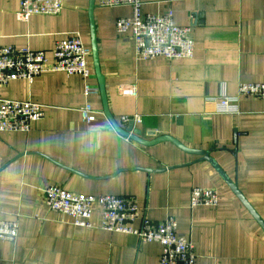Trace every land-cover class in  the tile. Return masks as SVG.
<instances>
[{
  "label": "crops",
  "instance_id": "crops-1",
  "mask_svg": "<svg viewBox=\"0 0 264 264\" xmlns=\"http://www.w3.org/2000/svg\"><path fill=\"white\" fill-rule=\"evenodd\" d=\"M143 14L174 11L175 24L192 27V59L136 58L130 33L116 22L130 18L129 6L100 8L94 24L108 109L117 123L139 116L134 129L152 141L143 146L119 135L107 120L100 92L84 93L78 75L46 73L30 84L16 80L0 88V99L44 107V120L29 133L0 134V220L18 221L16 242L0 241V264H159L162 247L136 236L100 228L94 206L91 228L51 211L45 190L59 186L73 194L134 197L152 222L176 220L191 240L196 264H264V228L225 178L196 152H205L236 184L264 222V102L241 97L238 113L219 111L220 98L239 96L240 84L264 83V0H141ZM91 0H64L58 16L21 22V0H0V48L44 51L50 61L58 41L78 33L92 53ZM92 76L88 83L99 90ZM135 88L129 95L125 88ZM99 114L87 123L81 109ZM154 135V136H152ZM194 188L215 189L216 207L191 208ZM139 226V222L136 223Z\"/></svg>",
  "mask_w": 264,
  "mask_h": 264
},
{
  "label": "built area",
  "instance_id": "built-area-1",
  "mask_svg": "<svg viewBox=\"0 0 264 264\" xmlns=\"http://www.w3.org/2000/svg\"><path fill=\"white\" fill-rule=\"evenodd\" d=\"M100 8L129 6L130 18L119 19L116 29L119 34L130 33L135 42L136 58L152 61L164 58L170 61L192 59L195 43L192 27L175 24L174 11L169 9L162 15L143 14L141 0H96ZM64 10V0H21L16 17L29 22L33 16H58ZM50 61L44 51L13 46L0 48V88L13 81L26 80L33 84L39 76L61 72L68 76L78 75L85 81L86 95L98 94V89L89 83L92 76L89 58L92 55L78 33L58 41ZM129 95H135V88H125ZM239 96L210 100L218 102L221 113H238L236 106L241 97H255L264 102V83L240 84ZM81 116L87 123L96 121L99 112L88 104L81 109ZM45 110L40 104L0 99V134L29 133L33 124L44 120ZM124 122L141 123V118H124ZM45 199L51 211L59 212L74 220L75 226L91 228L95 205L101 210L100 228L110 233L136 236L145 243H157L162 247L159 264H196V255L190 239L178 232V224L172 217L163 222H152L141 215L138 201L134 197L105 195L100 197L73 194L59 186L45 190ZM220 201L215 189L194 188L191 192V208L199 206L216 207ZM139 226L136 227V223ZM19 237L18 221L0 220V241L16 242Z\"/></svg>",
  "mask_w": 264,
  "mask_h": 264
},
{
  "label": "water",
  "instance_id": "water-1",
  "mask_svg": "<svg viewBox=\"0 0 264 264\" xmlns=\"http://www.w3.org/2000/svg\"><path fill=\"white\" fill-rule=\"evenodd\" d=\"M95 7H96V0H91V2H90V11H89L90 21H91V35H92V46L91 47H92V56H93L94 69H95L96 76H97L98 83H99V90H100L99 92H100V96H101V98L103 100L104 113H105V116H106L107 120L110 122L112 127L115 129V131L119 135H121V136H123L125 138H130L131 140H133V141H135V142H137V143H139V144H141L143 146H151V145L159 144V143H162V142H172V143L176 144L179 148H181L183 150H186V148L180 142L176 141L174 138L169 137V136H161V137L155 138L152 141H146L143 138H141L142 132L140 130L134 129V123L133 122H130L128 129H123L117 123V121L114 119L112 114L110 113V111L108 109V104H107L108 101H107V92H106V80H105V77L103 76V74L101 72L100 63H99V56H98V48H97V40H96V32H95V24H94V10H95ZM152 136H154V135H152ZM196 154H201V155L206 157L205 159L208 160L216 168V170L225 178L226 182L231 187V189L236 194V196L239 198V200L249 209V211L254 216V218L264 228V222L262 221V219L258 216V214L248 204V202L245 199V197L239 191L237 185L233 184L226 177L225 173L220 168V166L217 164V162L215 160H213L212 158H210L209 156H207V154H205V152H196Z\"/></svg>",
  "mask_w": 264,
  "mask_h": 264
}]
</instances>
